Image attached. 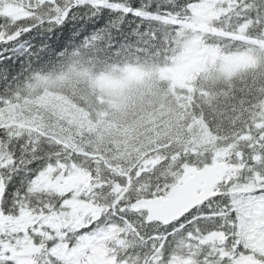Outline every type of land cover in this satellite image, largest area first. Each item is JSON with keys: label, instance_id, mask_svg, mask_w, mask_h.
<instances>
[{"label": "snow or ice", "instance_id": "1", "mask_svg": "<svg viewBox=\"0 0 264 264\" xmlns=\"http://www.w3.org/2000/svg\"><path fill=\"white\" fill-rule=\"evenodd\" d=\"M0 264H264V0H0Z\"/></svg>", "mask_w": 264, "mask_h": 264}]
</instances>
